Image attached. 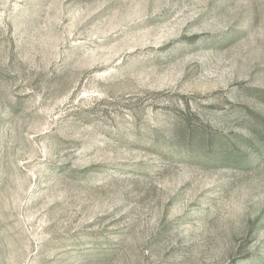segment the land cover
<instances>
[{
	"label": "rangeland",
	"instance_id": "rangeland-1",
	"mask_svg": "<svg viewBox=\"0 0 264 264\" xmlns=\"http://www.w3.org/2000/svg\"><path fill=\"white\" fill-rule=\"evenodd\" d=\"M0 264H264V0H0Z\"/></svg>",
	"mask_w": 264,
	"mask_h": 264
}]
</instances>
